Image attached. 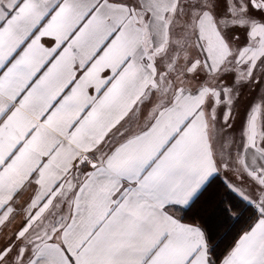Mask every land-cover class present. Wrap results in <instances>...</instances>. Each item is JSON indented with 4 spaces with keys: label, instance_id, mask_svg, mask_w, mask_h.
Returning a JSON list of instances; mask_svg holds the SVG:
<instances>
[{
    "label": "snow or ice",
    "instance_id": "obj_1",
    "mask_svg": "<svg viewBox=\"0 0 264 264\" xmlns=\"http://www.w3.org/2000/svg\"><path fill=\"white\" fill-rule=\"evenodd\" d=\"M0 264H264V0H0Z\"/></svg>",
    "mask_w": 264,
    "mask_h": 264
},
{
    "label": "crops",
    "instance_id": "obj_2",
    "mask_svg": "<svg viewBox=\"0 0 264 264\" xmlns=\"http://www.w3.org/2000/svg\"><path fill=\"white\" fill-rule=\"evenodd\" d=\"M255 96H256L255 93L250 92V91H248V90H245V93H244V97H243L242 103H243V104H247L249 101H251L252 99H254Z\"/></svg>",
    "mask_w": 264,
    "mask_h": 264
},
{
    "label": "trees",
    "instance_id": "obj_3",
    "mask_svg": "<svg viewBox=\"0 0 264 264\" xmlns=\"http://www.w3.org/2000/svg\"><path fill=\"white\" fill-rule=\"evenodd\" d=\"M221 192H222L223 195H225V196L227 195V194H224V193H223V190H222V189H221Z\"/></svg>",
    "mask_w": 264,
    "mask_h": 264
}]
</instances>
